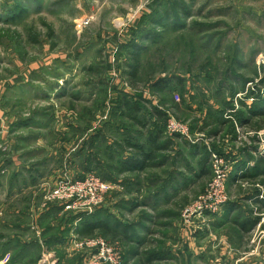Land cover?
<instances>
[{"label":"rangeland","instance_id":"obj_1","mask_svg":"<svg viewBox=\"0 0 264 264\" xmlns=\"http://www.w3.org/2000/svg\"><path fill=\"white\" fill-rule=\"evenodd\" d=\"M101 1L94 6L95 12L85 13L83 6H67L66 0H37L45 11H27L17 24L6 23V13L0 14V115L3 121L8 119L5 131L0 129V264H95L94 248L80 251L74 241L99 239L110 248L117 247L123 264L138 263L139 258L133 255L140 250L141 259L146 260L152 252L155 256L152 262L142 264L246 262L229 260L227 253L220 251L219 245L216 247L221 242L218 236L208 235L218 214L184 216V212L207 191L214 177L212 154L234 164V148L249 147L254 139L264 148V117H257L256 124L246 130L238 126L235 118V113L244 110L241 102L248 101L251 91L264 97V0H176L184 1L189 10L192 7V12L187 13L193 15L190 26L195 30L168 33L161 43L150 46L139 67L123 52V46L128 44L114 42L115 36L129 31L137 22L140 24L147 13V18L165 11L172 16L173 9L162 4L175 0H125L110 7ZM31 2L21 0L24 5ZM86 5L93 6L89 0ZM135 12L139 14L132 19ZM121 22L123 26H119ZM132 64L138 69L135 79L131 76L135 71ZM177 78L184 82L181 87L185 91L175 87ZM162 79L167 83L157 86ZM164 86V91H159ZM66 87L74 88L75 96L63 102L59 95L63 89L67 91ZM85 99L91 102H84ZM131 100L136 101L139 110L130 114L145 117L146 126H150L148 116L161 110L158 127L168 137L204 145L211 172L202 180L205 183L198 187V194L181 209L177 204L171 205L168 213L173 215L174 225L168 222L171 229L165 235L153 236L152 243L139 245L142 238L132 242L131 236L128 239L115 232L110 236L71 234L73 213L82 218L104 211L103 208L117 211L118 205H112L116 193H109L104 206L92 214L67 211L61 202L46 201L48 189H34L35 173L44 168L39 160L47 162L52 157L57 163L54 154L61 156L63 152L57 163L62 174L54 182L64 175L73 180L97 176L89 171L83 176L71 175L70 164H77L84 139L87 141L100 128L108 142L114 141L110 121L123 115L119 111L122 101ZM218 112L231 124L215 136L220 131L215 123L220 119ZM66 122L73 125L66 147L57 148L56 143L50 152L38 146L39 138L48 143L56 141V131ZM171 123L182 126L184 134L175 135ZM120 125L123 130L127 127L124 122ZM47 164L51 166L50 162ZM227 194L230 198L228 187ZM57 206H62L64 215L52 213L51 207ZM263 218L264 215L260 219ZM251 239L253 246H260L264 232ZM209 246L214 250L209 252ZM200 250L209 254L205 257ZM245 264L254 261L247 260Z\"/></svg>","mask_w":264,"mask_h":264},{"label":"crops","instance_id":"obj_2","mask_svg":"<svg viewBox=\"0 0 264 264\" xmlns=\"http://www.w3.org/2000/svg\"><path fill=\"white\" fill-rule=\"evenodd\" d=\"M89 1L93 4L92 7H87V0H66L65 3L67 6L71 4L77 8L83 6L81 9L83 12H95L96 8L94 6L100 3L98 2L99 0ZM123 1L125 0H103L101 3L110 7L115 2L121 3ZM19 7L15 0H0V14L12 10L15 11ZM42 8L37 0L35 2L32 0L31 3L23 6V10L29 12L45 11ZM188 11L192 12V7ZM5 15L3 18H5ZM148 16V13L145 14L140 24L137 22L136 25L133 24L131 26L129 31L123 32L119 37L115 36L114 42H117V40L121 41V46L128 44L123 46V52L130 59H135L137 53L142 58L150 48L149 38L137 35L138 32L144 30V27H146L145 29L149 27ZM191 20L190 18L187 21V26H190ZM115 21L116 23L118 22L117 20ZM123 25V22L119 23V26ZM140 48L142 50L139 52ZM97 56L95 57L96 59ZM83 58H86V56H83ZM84 62L86 60L83 59L82 64ZM179 81L182 80L177 78L176 85L174 84L175 87L177 88L178 86L181 91H185V87H181L185 86L183 85L184 82ZM165 86L161 87V89L165 88ZM68 87H66L67 91L62 88L63 91L59 95L61 101L64 100L63 102L74 99L75 93L72 90L74 88L70 90ZM1 88L0 92L2 91ZM83 94L85 93L80 95ZM83 101L87 102L90 100L85 99ZM249 101L241 102V105L244 103L246 107L248 106V109H245L244 105V110L240 112L241 121H238V126L244 130L256 124L254 122H257L256 118L259 116L255 115L264 110V101H262L257 106L256 113L253 114L252 112L251 115L250 110L253 107V102L249 103ZM128 102L122 101L121 107L119 106V111L121 113L122 110L123 115L115 117V121H110L109 129L114 141L111 139L108 142L106 133H103V128H100L87 141L84 139L82 149H86L80 150L77 164L74 167L70 164L69 170L71 175L75 176H83L88 171L93 172L102 180L112 183L116 188L114 191L117 196V199L112 201V205H118L116 207L117 211L105 208L103 210L108 211L114 220L131 227V238L132 236L135 237V234L140 233L139 235L143 237V244L147 243L146 241L152 243L153 236L165 235L167 230L171 229L169 227L170 223H168L173 220V215L168 213L171 205L177 204L181 209L189 198L191 199L198 194V187L205 183L202 180L204 178L206 180L208 173L211 172L210 158L204 145H197L180 137H168L161 130V126L158 127L160 124L157 118L163 114L161 110L156 109V115L153 113V117L148 116L150 118V126H146L145 117L140 119L130 114V112L134 113V110H139L136 101L131 100L130 103ZM218 113L216 115H219L220 119L215 121V123L219 124L218 128H220V131L214 133L215 136L222 133V130H225L226 126L231 124L230 120L224 119L223 114ZM1 117L2 115H0V129L5 131L8 127V119L6 118L3 121ZM123 122L127 125L124 130L120 125ZM63 126L60 131H56L59 135L56 141L48 143L46 140L39 138L38 146L50 152H52V145L56 143H58L57 148L66 147L64 144H67L66 141L69 142L66 137L70 134L71 126L73 125L66 122ZM138 130H141V133ZM137 147L140 149L138 150ZM262 150L264 148L260 145L258 139H254V143L249 145V147L234 148L233 160L235 163L227 183L231 199L227 206L218 214V217H215L211 222V233H208V235L211 234V238L218 236L221 242L217 243L216 247L219 245V250L226 252L229 260L230 258H233L232 260L243 259L242 261L246 262L247 260L254 261V264H264V240L260 241V246H253L251 243L253 239L251 237L262 234L260 231L264 232V223L261 222L264 218L260 219L264 215V188L260 189L258 187H264ZM54 155L57 157V163L59 158H63V152L61 156L58 153ZM48 162L51 163L50 167H48ZM57 163L53 162L52 157L47 162L39 160L40 167L44 168L35 173L37 180L33 181V184H35L34 189L38 190L41 187L48 189L54 186V179L60 173L62 174V171H58L59 165ZM48 168L49 171H47ZM206 171L207 174H205ZM61 207H51L52 213L64 215ZM77 216L74 213L71 215L72 224L69 226L71 234L76 232L79 235V229L87 220ZM172 222L174 225L175 221ZM131 240L133 242V238ZM205 250H200V252L204 253L203 256L206 257L210 251L214 250V247L209 246L208 253ZM180 252L182 254V249H180Z\"/></svg>","mask_w":264,"mask_h":264},{"label":"built area","instance_id":"obj_3","mask_svg":"<svg viewBox=\"0 0 264 264\" xmlns=\"http://www.w3.org/2000/svg\"><path fill=\"white\" fill-rule=\"evenodd\" d=\"M138 14L139 12H135L132 19ZM250 100L253 102V99ZM171 129L175 135L184 134L183 127L176 123H171ZM261 157L264 159V151L261 152ZM212 163L214 177L207 191L194 205L185 210L184 216L217 215L230 202L227 183L234 164L217 154H212ZM115 189L112 183L105 182L95 175L89 176L85 180H73L64 175L55 182L54 186L48 188L45 199L48 202H61L67 211H74L77 214H92L104 206L106 197ZM74 243V247L80 251L94 248V252H96L94 255L95 264H123V257L117 247L111 246L113 248H110V245L102 239L74 241Z\"/></svg>","mask_w":264,"mask_h":264},{"label":"trees","instance_id":"obj_4","mask_svg":"<svg viewBox=\"0 0 264 264\" xmlns=\"http://www.w3.org/2000/svg\"><path fill=\"white\" fill-rule=\"evenodd\" d=\"M15 3H17V5H19L20 7L16 8L15 11L12 10V11H9L6 13V15H5V17H7V19H5L6 23L7 22L12 23L13 22V23L17 24V23L22 22L23 15L27 12V11L23 10L24 4L21 3V0H15ZM165 4L167 5L166 6L167 9L170 10V8H168V6H170L173 9L172 16L167 14L168 13L167 11H165L163 13L154 12L152 14V16H150L148 18L149 27L147 29L143 30L142 32H138V34H137L140 37L149 38L150 46L156 45V43L159 40H161V42H162L168 33L169 34L183 33L187 29L195 30L194 26L192 28H191V26H187L188 25L187 21L192 17L190 15V13H187V11L189 9L185 5L184 1H176V0L172 1V2L167 1V3L165 2L162 5L164 6ZM149 30H151L152 32L149 33ZM141 50L142 49L140 48L139 52ZM138 54L139 53H137V55L135 56L134 61H135V63L138 64V67H139L141 56ZM130 67L135 70L134 72L131 71L132 72L131 76L133 79H135L136 75L138 74L137 66L135 65V68H134V65L132 64ZM179 82H183V81H179ZM163 83H167V81L162 79V81L157 82L156 85L157 86L158 85H164ZM159 91H164V90L160 89ZM262 96H263L262 93H260L258 91H251L250 94L246 97V99H248V100L253 99V107L250 110L251 115H252V112H253V114L256 113L257 106L260 105L262 101H264V97H262ZM243 101H246V100H243ZM242 105L244 107L245 104L243 103ZM246 108L248 109V106L246 107V105H245V109ZM239 112L235 113V118L237 119V121L240 122L241 120H240V113ZM255 116L264 117V110H261L260 113L256 114ZM137 149L139 150L140 148L137 147ZM83 218L86 219L87 221H85L86 223H84V225L81 226V228L79 229V234L81 236L88 235L89 233L90 234L91 233H97V234H100L103 236H110V235H112L111 233L115 232L117 234H120V233L123 234L128 239L130 238V234L127 233V231H129L131 229V227H127L124 224H121L119 221L114 220V218L110 214H107V212H105V211L98 210L92 216H87V217L85 216ZM139 234H135V237H133V241H134V238H142V239H139L137 242V243H139V245H142L143 244V237ZM158 250H160V249H158ZM134 253L135 254L133 256L135 258H139L138 263H135V264H142L143 262L144 263L152 262L153 258L155 257L153 255L154 253L152 252L151 255L148 256L147 259L145 260V259H141V256H143V253L141 250L136 251ZM158 258H160V257H158Z\"/></svg>","mask_w":264,"mask_h":264}]
</instances>
